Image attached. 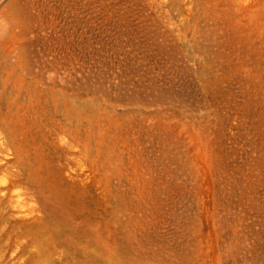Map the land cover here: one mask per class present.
<instances>
[{"label":"rangeland","instance_id":"1","mask_svg":"<svg viewBox=\"0 0 264 264\" xmlns=\"http://www.w3.org/2000/svg\"><path fill=\"white\" fill-rule=\"evenodd\" d=\"M0 38L48 188L0 264H264V0H0Z\"/></svg>","mask_w":264,"mask_h":264},{"label":"bare ground","instance_id":"2","mask_svg":"<svg viewBox=\"0 0 264 264\" xmlns=\"http://www.w3.org/2000/svg\"><path fill=\"white\" fill-rule=\"evenodd\" d=\"M18 15V14H17ZM25 16V15H24ZM18 17V16H17ZM27 17V16H26ZM15 18V16H14ZM23 18V15H22ZM24 20V19H23ZM16 29V28H14ZM27 29V28H26ZM10 30V29H9ZM7 30V31H9ZM32 31V30H31ZM5 32V30H4ZM3 32V34H4ZM2 33V32H1ZM8 33V32H7ZM16 33V32H15ZM26 33V32H25ZM31 34V33H30ZM28 34V36L30 35ZM13 35V34H12ZM15 35V34H14ZM17 35V34H16ZM9 36V35H8ZM1 37H5L4 35ZM12 37V36H11ZM16 37V36H14ZM27 37V36H26ZM28 38V37H27ZM1 39V38H0ZM17 39V38H16ZM22 39V38H21ZM22 41V40H21ZM20 41V42H21ZM26 41V40H25ZM8 42V41H7ZM10 42V41H9ZM27 42V41H26ZM26 45H30V44H26ZM25 45V47H26ZM8 46V45H7ZM6 46V47H7ZM10 46V45H9ZM12 47V46H11ZM24 47V48H25ZM30 48V46H29ZM13 49V48H12ZM19 49V48H18ZM27 49V48H26ZM31 49V48H30ZM7 50V49H6ZM20 50V49H19ZM29 49H27L26 52H28ZM8 51V50H7ZM21 51V50H20ZM12 52V51H11ZM8 53V52H7ZM13 54V53H12ZM31 54V53H30ZM29 55V54H28ZM25 56V55H24ZM1 57V56H0ZM3 57V56H2ZM14 57V56H13ZM31 57V56H30ZM22 59V58H21ZM31 59V58H30ZM14 60V59H12ZM12 60H9V62H11ZM25 61V60H22ZM5 63V62H4ZM27 63V62H25ZM34 63V61H33ZM33 63H29L31 65H33ZM29 64H25L26 66V70H27V74L29 76L30 81L26 82L27 84V88L26 91L28 92V94L30 93H35L36 92V87H39L40 85L35 86L34 83L36 84L37 82L34 80L32 73L29 69L30 65ZM36 64V63H35ZM35 66V65H34ZM41 66V65H40ZM44 66V65H43ZM2 62L0 63V207L5 205V204H17V203H23L24 199L23 197H21V191L18 188H26V191L29 190L32 193L36 192L39 194V192H41L43 189H46V184L44 180L45 176H43V174H41L40 171V159L38 158L37 155H35L34 152V146L32 144V140L31 138L28 136L27 134V130L25 129V125H24V118L23 115L20 114V112H22L19 108V104H17L19 101L18 100V95L16 92H18V86L16 82H13L12 78L9 75H5L3 76V73L1 72L2 69ZM19 67V66H18ZM32 67V66H31ZM35 68V67H34ZM33 68V70H34ZM16 69V68H15ZM41 70V69H40ZM44 70V69H43ZM18 71V69H17ZM38 71V70H35ZM16 72V71H14ZM22 73V72H20ZM25 73V72H24ZM42 73V72H41ZM46 73V72H45ZM39 74V73H38ZM50 74V73H48ZM45 74V75H48ZM19 75V74H18ZM27 76V75H26ZM38 76V75H37ZM50 77V75H49ZM52 77V76H51ZM60 77V75L58 76ZM37 78V77H36ZM39 78V77H38ZM42 78V77H41ZM39 78V79H41ZM46 78H48V76H46ZM53 78V77H52ZM57 79V78H56ZM50 80V79H49ZM54 80V79H53ZM32 81V82H31ZM47 81V80H46ZM42 82H44L42 80ZM54 82H57L54 81ZM63 82V81H62ZM25 83V82H24ZM45 83V82H44ZM50 83V82H49ZM64 83V82H63ZM62 83V84H63ZM20 84V83H19ZM25 84V85H26ZM55 84V83H54ZM61 84V83H60ZM59 84V85H60ZM24 85V84H23ZM57 85V84H56ZM58 85V86H59ZM57 86V87H58ZM43 88V87H42ZM41 88V89H42ZM45 88V87H44ZM49 88V87H48ZM51 88V87H50ZM21 89V88H20ZM43 91V89H42ZM25 92V91H24ZM45 93L50 94L55 105H57L59 107V109H62V106L64 104V97H63V91L61 90V88L56 89L55 92H50L48 91L46 88L44 90ZM21 93V92H20ZM65 93V92H64ZM27 94V93H26ZM43 94V93H42ZM49 95V96H50ZM33 96V95H31ZM38 96V95H37ZM46 96V94L44 95ZM22 97V96H21ZM46 98V97H45ZM75 98V97H74ZM26 99V98H24ZM22 100V99H21ZM33 100V99H32ZM40 100V99H39ZM38 100V101H39ZM48 100V99H47ZM35 101V99H34ZM42 100H40L41 102ZM70 101V100H69ZM25 101L23 100V103ZM33 102V101H32ZM49 102V101H47ZM67 102V100H66ZM77 102V100H76ZM26 103V102H25ZM30 103V102H29ZM51 103V102H50ZM43 104V103H42ZM49 104V103H48ZM70 104V103H69ZM36 105V104H35ZM39 105V104H38ZM45 105V103H44ZM23 106V105H22ZM26 106V105H25ZM72 106V105H71ZM78 106V105H77ZM77 106L76 104L73 106V114H77ZM39 107V106H38ZM54 107V106H53ZM56 107V106H55ZM35 108V107H34ZM33 108V109H34ZM72 108V107H71ZM70 108V110H71ZM25 109V107H24ZM32 109V108H31ZM40 109V107H39ZM45 109V108H44ZM48 109V108H47ZM57 109V107H56ZM58 109V110H59ZM64 109V108H63ZM29 110V109H28ZM27 110V111H28ZM37 110V109H36ZM43 110V109H42ZM52 110V109H51ZM31 111V110H30ZM68 111V110H67ZM29 112V111H28ZM36 112H39L38 110ZM61 112V111H60ZM70 112V111H68ZM26 113V111H25ZM30 113V112H29ZM43 113V112H42ZM41 113V114H42ZM53 113V112H52ZM27 114V113H26ZM33 114V112H32ZM37 114V113H36ZM65 114V113H64ZM68 114V113H67ZM66 114V115H67ZM42 115H46V114H42ZM52 115V114H51ZM59 115V113H58ZM25 116V114H24ZM35 116V115H34ZM40 116V114H39ZM49 116V115H48ZM56 116V115H55ZM60 116V115H59ZM50 117V116H49ZM63 117V116H62ZM77 117V116H76ZM39 118V117H38ZM41 118V117H40ZM56 118H60L57 117ZM27 119V118H25ZM44 119V118H43ZM35 120V119H34ZM42 120V119H41ZM52 120V117H51ZM33 121V120H32ZM48 121V120H47ZM55 121V120H54ZM39 122V121H38ZM44 122V121H43ZM49 122V121H48ZM52 122V121H51ZM35 123V121H34ZM56 123V122H55ZM74 123V122H73ZM78 124V123H77ZM56 125V124H55ZM33 126V124H32ZM39 126V125H38ZM45 126V125H44ZM42 127V126H41ZM28 128V127H27ZM47 127H45L46 129ZM59 128V127H58ZM76 128V127H75ZM74 128V130H75ZM44 129V128H43ZM55 129V126H54ZM32 130V129H31ZM48 130V129H47ZM56 130V129H55ZM33 131V130H32ZM43 132V131H42ZM45 132V131H44ZM43 132V133H44ZM34 133V132H32ZM55 133V132H54ZM47 134V133H46ZM58 134V133H57ZM42 135V134H41ZM43 136V135H42ZM39 136V137H42ZM37 138V137H36ZM47 138V137H46ZM57 138V137H56ZM38 139V138H37ZM41 139V138H40ZM39 140V139H38ZM44 140V139H43ZM49 140V139H48ZM47 140V141H48ZM51 141V140H50ZM49 141V142H50ZM72 141V140H71ZM44 142V141H43ZM42 142V143H43ZM51 143V142H50ZM57 143V142H56ZM75 143V142H73ZM78 143V141H77ZM62 144V143H61ZM69 144V143H68ZM54 145V144H53ZM78 145V144H77ZM52 146V145H51ZM54 147V146H53ZM79 147V145H78ZM39 148V147H38ZM56 148V147H55ZM54 148V149H55ZM58 148V147H57ZM75 148V147H74ZM45 150V149H44ZM49 150V149H48ZM51 150V149H50ZM66 150V149H65ZM63 151V150H62ZM49 152V151H48ZM51 152V151H50ZM55 153V151H53ZM59 152V151H58ZM40 153V152H39ZM45 153H47L45 151ZM60 153V152H59ZM49 154V153H48ZM63 154V153H62ZM43 155V154H42ZM61 155V154H60ZM49 156V155H48ZM54 156V155H53ZM57 156V155H56ZM55 156V157H56ZM51 157V156H50ZM60 156H58L59 158ZM62 159V158H61ZM44 160V159H43ZM55 160V159H54ZM58 160V159H57ZM61 161V160H60ZM59 161V162H60ZM63 161V160H62ZM64 162V161H63ZM49 163V162H47ZM58 163V162H57ZM54 164V163H53ZM52 164V165H53ZM46 165V164H45ZM51 165V164H50ZM61 165V163H60ZM48 166V165H47ZM57 166V165H56ZM63 166V165H62ZM51 167V166H50ZM54 167V166H53ZM62 169V168H61ZM64 169V168H63ZM62 169V170H63ZM47 170V169H46ZM57 170V169H56ZM55 172V171H53ZM63 174V173H62ZM61 175V174H60ZM56 176V174L54 175ZM63 178V177H62ZM52 179V178H51ZM59 180V179H57ZM56 180V182H57ZM54 181V180H53ZM63 181V180H62ZM58 183V182H57ZM62 184V183H61ZM58 185V184H57ZM59 188V187H58ZM48 189V188H47ZM46 189V190H47ZM57 190V189H56ZM61 190V189H60ZM59 191V190H58ZM63 191V190H62ZM56 193V192H55ZM59 193V192H58ZM63 194V193H62ZM58 195V194H57ZM56 195V196H57ZM55 196V195H54ZM41 197V196H40ZM35 198V197H34ZM56 198V197H55ZM62 198V197H61ZM56 200V199H55ZM35 201V200H34ZM41 201H44L43 199H41ZM39 203V202H38ZM54 203V202H53ZM47 204V203H46ZM50 204V203H49ZM68 210V208H67ZM70 211V210H68ZM77 213V212H76ZM65 215V214H64ZM70 215V214H69ZM56 216V214H55ZM61 216V215H60ZM83 217V216H82ZM63 218V217H62ZM70 218V217H69ZM63 220V219H62ZM72 220V219H71ZM125 221V220H124ZM69 222V221H68ZM101 222V221H100ZM117 222V221H116ZM119 222V221H118ZM122 222V221H121ZM66 223V222H65ZM73 223V222H72ZM76 223V222H75ZM106 223V222H105ZM123 223V222H122ZM121 223V224H122ZM103 224V223H102ZM109 224V223H108ZM85 225V224H84ZM111 225V224H110ZM103 226V225H102ZM100 227V226H98ZM122 227V226H121ZM106 228V226H105ZM129 228V227H128ZM123 230V229H122ZM72 231V230H71ZM74 231V230H73ZM81 231V230H80ZM83 231V230H82ZM90 231V230H89ZM118 231V230H117ZM124 231V230H123ZM139 231V228L138 230ZM86 232V231H85ZM131 232V231H130ZM121 234V231L119 232ZM85 234L81 232V235ZM91 234V233H90ZM107 234V233H106ZM123 235V234H121ZM130 236V234H128ZM139 235V234H138ZM89 236V235H88ZM106 236V235H105ZM114 236V235H113ZM125 236V235H124ZM76 237V236H75ZM98 237V236H97ZM79 239V238H78ZM128 239V238H127ZM124 240V239H123ZM89 241V240H88ZM87 241V242H88ZM120 241V240H119ZM118 241V242H119ZM141 241V240H140ZM81 242V240L79 241ZM78 242V243H79ZM91 242V241H90ZM134 242V241H132ZM117 243V242H116ZM120 243V242H119ZM128 243V242H127ZM135 243V242H134ZM90 244V243H89ZM126 244V242H125ZM136 244V243H135ZM138 244V243H137ZM140 244V243H139ZM79 245V244H78ZM94 245V244H93ZM92 245V246H93ZM100 245V244H99ZM95 246V245H94ZM83 247V246H82ZM124 247V246H123ZM122 247V250H123ZM129 247V245H128ZM66 248V247H65ZM74 248V247H73ZM72 248V249H73ZM77 248V247H76ZM126 248V247H125ZM81 249V248H80ZM84 249V248H83ZM82 249V250H83ZM112 250V249H111ZM120 250V249H119ZM127 250V248H126ZM68 251V249H67ZM64 252V251H63ZM71 252V251H70ZM76 252V250H75ZM96 252V250H95ZM128 250L125 252L127 253ZM131 251H129L130 253ZM142 252V251H141ZM122 253V252H121ZM120 253V255H121ZM76 254V253H75ZM98 254V253H97ZM119 254V253H118ZM123 254V253H122ZM91 255V254H90ZM96 255V254H95ZM95 255L93 256V258L95 257ZM119 255V256H120ZM99 256V255H98ZM122 256V255H121ZM61 257V256H60ZM81 257V256H80ZM130 257V256H129ZM75 258V257H74ZM83 258V257H82ZM113 258V257H112ZM126 258V257H125ZM117 258H115L116 260ZM47 260V259H46ZM49 260V259H48ZM52 260V259H51ZM88 260V259H87ZM86 260V261H87ZM93 260V259H91ZM97 260V259H96ZM107 260V259H106ZM129 260V258H128ZM44 261V260H43ZM90 261V260H89ZM46 262V261H45ZM101 262V261H100ZM51 263V262H50ZM99 263V262H98ZM116 263V262H115ZM131 264V261L129 262ZM75 264V263H74ZM81 264V263H80ZM91 264V263H90ZM93 264V263H92ZM108 264V262H107ZM134 264H142V261L140 260V258H135L134 259Z\"/></svg>","mask_w":264,"mask_h":264}]
</instances>
